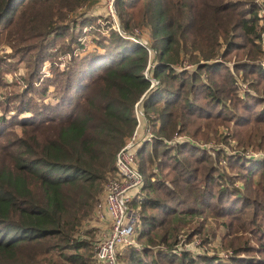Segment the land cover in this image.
<instances>
[{"label": "trees", "instance_id": "trees-1", "mask_svg": "<svg viewBox=\"0 0 264 264\" xmlns=\"http://www.w3.org/2000/svg\"><path fill=\"white\" fill-rule=\"evenodd\" d=\"M96 1L0 0V43L25 66L18 101L0 100V264H96L82 230L138 130L137 110L138 137L154 139L135 158L145 179L131 204L142 249H126L121 262L264 264V160L199 144L264 149V0H116L122 34L145 27L152 45L111 29L84 55L81 38L97 17L79 11ZM184 62L195 70L177 71ZM9 86L2 73L0 90ZM176 136L190 140L169 145ZM210 221L235 253L228 262L179 248L183 231L188 243L216 237Z\"/></svg>", "mask_w": 264, "mask_h": 264}, {"label": "rangeland", "instance_id": "rangeland-1", "mask_svg": "<svg viewBox=\"0 0 264 264\" xmlns=\"http://www.w3.org/2000/svg\"><path fill=\"white\" fill-rule=\"evenodd\" d=\"M115 1L114 0L112 2V0H98L95 2V4L93 5V7L89 8V7H84L83 9H81L79 12V14H84L85 12H88V15H95L97 17V24L92 25V26H88L86 25L85 30H84V36L83 38H81V40L83 41V54L85 55L88 52H92L95 51L97 49V41H99L100 39H103V37H109V32L111 29L115 30L118 34H121L119 31L122 30V26H121V22L118 20V16L116 14V9H115ZM79 15H75V17H78ZM261 17L264 20V13H261ZM122 32V31H121ZM135 39H138L137 37H141L143 38V40L145 42H148L149 44L152 45V41L151 38L149 37V30L147 28H140L135 30L134 35ZM70 36L65 40V44L68 45V43L70 42ZM13 50L10 49V47H8L6 44H1L0 43V60H3V66H5L8 63H13L16 64L17 66H19L18 72L16 73V75L12 72H8L5 71V68L2 67L0 68V75H2L3 73V77L5 80H7V82L10 83V86L5 89L3 88L2 90H0V92H2V94H0V100H2L3 102H5L6 104H13L14 102H17L18 99L15 101L14 98L12 97V95L16 96L15 94L17 92L22 91L23 86H21V81L19 79L20 75H23L25 73V66L24 64H22L21 59L18 57L16 59H13L11 56L13 55ZM76 54H80L79 52ZM82 54V55H83ZM71 55H64L61 57L59 63L57 66H59L60 69H65L68 67V64L71 60H73V58H71ZM235 60H233L232 62H234ZM190 63L188 62H184L181 65H177L175 66L176 68H178L177 71H182V70H188V71H192L195 70L194 65H189ZM53 64L51 63H46L44 68L42 69V76L46 77H51L52 72H53ZM185 66H189L188 69H186ZM16 84V86H15ZM244 87V86H243ZM247 86L245 85V89ZM244 89V90H245ZM242 93V92H241ZM3 95V96H1ZM5 112H3V110L0 107V116H2ZM17 112L12 111L10 114H15ZM10 114L8 116H10ZM216 130L220 131V134H222L223 136H226V134H228V129H226V127L224 126H216ZM18 131V128H17ZM19 133L21 134V131H19ZM13 137H11V140H13ZM218 137V136H217ZM16 139V137H14ZM184 139L190 140L189 137H185V136H179L176 137L175 140H173V143L178 142L179 140H181L182 142H186L184 141ZM200 141V140H199ZM198 141V142H199ZM201 142V141H200ZM199 144L204 147V146H209V147H213L215 148V150H224L227 153H231V154H238L240 152H246L247 150H252L254 151V153H260V155H262L264 157V149H261L259 151H256L255 149L253 150L252 147L251 148H246V149H240L238 151H232L231 152V148L229 146V144H227L225 141H217V139L211 140L209 143L207 142H201ZM230 143V141H229ZM127 144V143H126ZM179 144V143H178ZM181 144V143H180ZM170 145V144H169ZM240 159V158H239ZM117 160V159H116ZM117 164V162H116ZM249 164H251L249 162ZM221 165L223 167L226 166V161L222 160ZM110 179L107 182V184L104 186V190L102 192V194L105 192L107 185H109ZM236 187H242V183H237L235 185ZM102 194L100 195V197L102 196ZM99 197V198H100ZM101 200V198H100ZM100 202V201H99ZM132 209H134L135 211H139L140 213V208H135L132 207ZM141 214V213H140ZM142 215V214H141ZM107 229V226L105 227L103 223H100L98 220H93L91 219L90 221H88L85 224V227L83 228V233H88L87 234V240H92V242L96 243V241L100 238H104V236H106L105 230ZM207 229L210 230V232H214V230H217V236L213 237L212 234L207 235L206 237H198L196 236L192 241H190L188 243L187 241V231H183L182 234L180 235V243L182 244L183 248H187L188 250H190L193 255L196 254L197 255H204L206 254L209 257H214V256H218V258L222 261L228 262L231 260V258L233 256H235V253L233 250H227L225 247H223L222 245V239H221V235L222 232L220 229H216V224L214 221H210V224L207 226ZM82 233V232H81ZM82 233V235H83ZM90 233V234H89ZM91 235V236H90ZM206 238L208 239L206 241ZM142 249V247H141ZM121 260H120V264H121ZM124 264V263H122Z\"/></svg>", "mask_w": 264, "mask_h": 264}, {"label": "built area", "instance_id": "built-area-1", "mask_svg": "<svg viewBox=\"0 0 264 264\" xmlns=\"http://www.w3.org/2000/svg\"><path fill=\"white\" fill-rule=\"evenodd\" d=\"M261 13H264V10L260 12V17ZM261 24L264 27L263 19ZM119 32L122 34L121 30ZM261 35V45L264 53V30ZM123 37L137 43L139 42L134 36L123 35ZM185 67L188 69L189 66ZM175 69L178 70L176 67ZM151 82V88L159 85V81L151 80ZM137 119L138 130L118 154L116 160L117 175L110 179L109 185H107L105 192L100 197L101 200L94 213L93 220H98L105 227L107 226L105 230L106 236L98 239L94 244L96 264H120V258L125 254L126 249L136 246L137 249L141 250L137 240L139 236L138 231L141 229L142 215L139 211L132 209L131 204L139 198L145 184V179L137 169L135 158L142 143L144 141H152L154 136L149 131L143 139L139 138L138 133L142 121L141 113L138 110ZM184 141L186 140L184 139ZM181 142L179 140L176 143ZM168 143L176 145L173 141ZM204 147L209 148L207 145ZM237 155L240 159L264 160V157L260 153H254L252 150L240 152ZM179 248L181 250H188L187 248H183L182 244H179Z\"/></svg>", "mask_w": 264, "mask_h": 264}]
</instances>
